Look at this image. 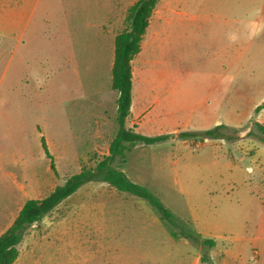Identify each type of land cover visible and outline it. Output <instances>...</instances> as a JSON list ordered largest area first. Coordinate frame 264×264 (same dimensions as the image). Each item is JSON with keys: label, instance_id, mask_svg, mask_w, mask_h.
<instances>
[{"label": "rangeland", "instance_id": "rangeland-1", "mask_svg": "<svg viewBox=\"0 0 264 264\" xmlns=\"http://www.w3.org/2000/svg\"><path fill=\"white\" fill-rule=\"evenodd\" d=\"M136 1L113 0L111 8H107L112 15L101 21L100 15L96 19L94 7L81 8V16L73 23L78 33L74 38L75 54H69L68 47L56 50L52 45L53 40H49L50 46L45 48L43 56L49 79L38 95L41 97L38 101L34 100V92L38 90L36 83L30 84L27 88L29 91L24 87L0 88L1 97L6 99V118L0 124V155H3V159L14 151V143L10 138H15L9 135V112L14 108V102L19 110L24 111L28 122L41 119L49 125L45 130L41 123L35 122V126L40 127L46 137L57 175L50 169V162L39 142L40 133L36 132L32 170L35 184L39 183L41 191L35 190V199L44 198L56 185L62 184L65 179L82 169L94 168L107 153L101 148L102 145L91 142L89 134L97 126L96 119L98 125L103 127L111 128L114 124L118 126L115 119L116 104L113 95H110L116 94L115 91H110L115 37L128 27V10ZM100 3H107V0H99V13L105 10L100 7ZM237 10L233 2L218 7L205 6V0H159L150 18L141 51L133 60L134 81L138 86L143 84V97L146 101H151L150 105L154 106L156 113L162 115L161 131L172 137L165 143L130 148L125 156L126 164L122 168L124 167L123 171L130 179H138L141 185L161 199L175 217L183 221L180 216L185 214V207L178 199L180 188L174 182L189 178L195 188H192V192L197 193L200 184L195 178H206L207 171L204 167L199 169L190 164L191 155L181 157L180 149L196 153L206 146L232 144L233 141L200 136L191 140L181 139L179 134L202 133L218 124L230 128L243 122L240 128L231 127L233 130H245L251 125L250 119H240L239 108L242 104L235 102L231 71L234 56L220 54L223 49L230 47L234 50L236 46H245L247 43L251 44L252 49L264 51V33L253 34L239 29L234 22ZM159 33L161 40L153 45ZM153 48L157 50L151 54V59L159 60L162 69L167 70L168 79L152 81L145 76L149 70V65L145 64L146 56ZM77 73L82 75V85H79ZM151 86L155 87L152 93L149 92ZM10 94L13 95L12 98ZM14 94H17L16 101ZM60 121L62 128L59 129L62 133L57 134L53 125L58 126ZM159 131L152 132V135H158ZM252 132L258 136L253 125ZM153 161L161 171L160 177L153 176ZM3 171L12 172L11 163L4 161L2 174ZM135 175L142 178H135ZM201 185L204 186L205 183ZM10 187L14 191L9 180L0 178V197ZM113 192L112 187L100 181L85 184L58 206L50 221L44 222L42 219L27 229L20 244V259L17 264H26L29 252L33 250L38 252L34 258L38 264H41L43 257L44 262L51 257L61 264H104L103 253L100 250L97 252V248L90 243L91 238H95L90 224L91 208L104 206ZM74 210L78 213L76 217L81 218V236L76 238L72 236L73 230L70 229ZM230 213L227 216L234 220V211ZM59 220L65 221V227L55 225ZM164 224L170 228L169 223L165 221ZM188 227L194 230L190 225ZM57 232L65 235L61 239L64 240L62 243H44L45 240L51 242L55 239ZM252 232L251 227H248L242 233L250 235ZM218 242L219 248L214 251V255L219 254L222 246V242ZM198 246L195 243V247ZM181 247L169 234L163 235L161 249L163 257L167 259L162 264H173L174 259H179L178 249ZM238 250L245 264H264V239L244 245ZM208 257L210 258L209 253ZM229 260L231 264H241L236 259Z\"/></svg>", "mask_w": 264, "mask_h": 264}, {"label": "crops", "instance_id": "crops-1", "mask_svg": "<svg viewBox=\"0 0 264 264\" xmlns=\"http://www.w3.org/2000/svg\"><path fill=\"white\" fill-rule=\"evenodd\" d=\"M112 1L107 0V3L102 5L100 3V7H104L105 10L99 13V0H0V88L9 86L27 89L31 83H36L38 92H34V100L38 101L40 97L38 95L49 79L45 71L46 59L43 57L45 48L50 46L49 40H53L52 45L56 50L68 47L69 54H75L74 38L78 33L73 23L81 16V8L94 7L96 19L100 15L101 21L112 15L107 10L111 8ZM231 2L238 8L234 22L239 29H245L246 32L253 34L264 33V0H205V6L221 7ZM97 28L98 25L96 32ZM160 35L159 33L156 36L153 45L160 42ZM250 45L247 43L245 46H236L234 50L228 47L220 54L234 56L231 71L235 102L242 104L239 108L240 119H250V127L237 130V139L232 144L210 145L196 153L183 148L179 151L181 157L191 155L189 163L194 167L199 169L204 167L207 171L206 178H195L198 185L200 184L197 193L192 192L194 187L189 178L176 180L174 185L180 188L178 199L185 207V214L180 218L204 238L215 242V246L208 249L210 261L202 262L201 245L195 247V243L181 237L172 238L177 245H182L178 249L180 257L174 259L173 264H231L229 258L245 264L238 249L264 239V142L257 135L249 134L252 131V120L264 126V109L255 113L256 107L264 101V51L252 49ZM156 50L153 48L147 53L145 64L149 65V70L145 76L152 81L168 79L167 70L162 69L159 60L151 59V54ZM77 80L79 85H82L81 73H77ZM142 87L143 84L140 86L136 84L133 76V102L127 125L147 136H156L152 135L156 130H160L158 135H161L162 115L155 112L154 106L150 105L151 101L145 100ZM110 91L115 90L111 87ZM154 91L155 87L151 86L149 92ZM115 92L116 94L110 92V95H113L117 109L118 92ZM20 94L23 95L24 92ZM14 96L16 101L17 94ZM12 97L10 94V98ZM154 102L158 103L157 100ZM5 105L6 99L0 95V124L6 118ZM24 116V111L19 110L14 102V108L9 112L11 120L9 135L15 138L14 140L10 138L14 143V151L10 156L7 155L6 159L0 155V178L9 180L14 186V191H11L10 187L9 190H5V195L0 197V235L12 226L26 201L35 199L33 197L35 190L41 191L39 183L35 184L32 170L33 147L36 132L40 133V145L41 136L45 135L40 127L35 126V122L41 123L45 130L49 125L41 119L28 122ZM95 121L97 126L91 129L90 139L91 142L102 145L101 148L107 152L106 156L118 126L113 123L114 127L107 128L98 125L97 119ZM242 123L234 127L240 128ZM61 125V121L58 126L53 125L57 129L55 131L57 134L62 133L59 129ZM4 161L11 163L12 172L3 171L2 174ZM153 163V176L160 177L161 171L157 169L155 161ZM135 178L142 177L135 175ZM134 182L142 184L138 179ZM202 183L205 185L202 186ZM113 189L112 196L108 197L109 200L104 206L91 208L90 224L95 238L92 237L90 243L97 248V252L100 250L103 253L104 264H162L167 259L163 257L161 249L163 235L171 236L172 227L165 226V221L161 219L159 213L145 200ZM58 206L42 218L44 222L51 220ZM232 210L236 216L234 220L227 216H230ZM73 216L70 229L73 230L72 236L76 238L81 236V218L76 217L78 216L76 210ZM55 225L65 227V221L59 220ZM248 227H251L253 232L250 235L242 233ZM55 235L56 238L51 242L45 240L44 243L49 245L64 241H61L65 238L64 234L57 232ZM219 240L222 246L219 254L214 255V251L219 248ZM193 244L195 248L192 247ZM18 249L20 251V245ZM37 254L36 250L29 252L26 264H38L34 260ZM43 258L41 264H61L56 263L54 258L50 257L47 262H44ZM19 259L20 255L14 264H17Z\"/></svg>", "mask_w": 264, "mask_h": 264}, {"label": "trees", "instance_id": "trees-1", "mask_svg": "<svg viewBox=\"0 0 264 264\" xmlns=\"http://www.w3.org/2000/svg\"><path fill=\"white\" fill-rule=\"evenodd\" d=\"M158 3L159 0H137L128 10V27L115 37L111 87L118 92L116 109L118 131L110 144L108 155L104 156L94 168L82 169L68 177L46 197L26 201L12 226L0 235V264H14L20 255L18 246L27 229L40 222L44 216L85 184L93 181L107 183L120 192H126L145 200L159 213L163 221L170 224L172 238L183 237L201 245L202 262L210 261L208 249L215 246L214 240L204 238L195 230L190 229L185 221L175 217L158 196L148 188L132 181L122 170V166L126 164V153L130 148L138 145H155L168 141L172 137L171 134L147 136L127 125L133 102V60L141 51L150 18ZM262 109H264V101L256 107L255 113ZM253 128L258 133L259 139L264 142V126L253 121ZM237 132L224 124H218L202 133L181 132L178 137L191 140L200 136L232 142L237 139ZM41 145L46 157L50 160L52 171L57 175L54 159L44 136H41Z\"/></svg>", "mask_w": 264, "mask_h": 264}]
</instances>
